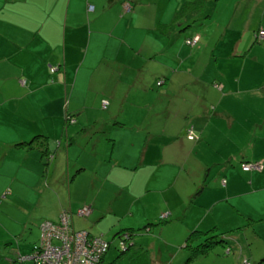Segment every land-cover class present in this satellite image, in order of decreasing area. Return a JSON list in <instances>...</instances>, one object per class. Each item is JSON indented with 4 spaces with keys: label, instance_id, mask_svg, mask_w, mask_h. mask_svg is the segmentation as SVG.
<instances>
[{
    "label": "crops",
    "instance_id": "0c3cea01",
    "mask_svg": "<svg viewBox=\"0 0 264 264\" xmlns=\"http://www.w3.org/2000/svg\"><path fill=\"white\" fill-rule=\"evenodd\" d=\"M188 1L194 0H0V250L29 253L41 234L39 222L57 221L62 210L72 213L74 229L103 239L115 230L112 238L126 228L155 226L167 212L164 223L173 217L189 232L214 229L225 238L219 246L233 237L236 264H264V201L253 195L264 197V103H238L255 91L224 88L239 78L226 81L223 72L221 91L212 88L215 105L204 98L198 110L185 106L188 120L175 115L182 116L181 105L150 103L157 95L178 103L173 78L180 72L183 85L199 75L180 53L171 54L183 20L190 24L178 16ZM219 1L205 0L218 14L204 8L193 21L213 13L212 26L240 34L220 52L229 55L215 58L244 66L258 41L255 32L264 31V0H234L221 15ZM77 62L85 65L83 74L92 68L91 77L74 71ZM51 64L53 76L46 67ZM160 77L168 85L155 89ZM86 81L94 98L87 94L82 103ZM262 93H255L261 101ZM172 113L178 123L172 124ZM68 116L87 127L79 137L70 134ZM189 126L198 133L195 141L185 134ZM191 157L198 168L190 167ZM250 160L262 167L238 164ZM215 172L221 179L207 178ZM112 192L127 198L111 200L105 194ZM82 205L92 208L86 218L75 214ZM151 232L134 236L128 264L136 251L151 254L150 264H162L161 240Z\"/></svg>",
    "mask_w": 264,
    "mask_h": 264
},
{
    "label": "rangeland",
    "instance_id": "374dc122",
    "mask_svg": "<svg viewBox=\"0 0 264 264\" xmlns=\"http://www.w3.org/2000/svg\"><path fill=\"white\" fill-rule=\"evenodd\" d=\"M212 1V0H211ZM234 0H220L218 4L219 15L220 11H222L224 8H227L228 6L233 5ZM201 9L204 10H210L214 11L210 3L205 2V0H201L200 4ZM203 10V11H204ZM218 14V12L214 11ZM173 14V13H172ZM212 16L213 13H211L210 17H206L200 15V18H198L195 21H190V24L187 23L184 19L183 22H185V26L182 30H179L176 32V34L172 38V43H175V46L172 47L171 54L173 57L176 56L177 52L178 54L182 55V58L187 59V67L188 65H195L196 70L198 71L199 75L195 76H188L187 82L183 85H181L183 79L179 77L180 72L177 73V75L172 80V91L176 92V101L178 103L174 102V96L172 98H169L167 96L163 95H157L156 97H151L152 100L150 103H154L156 99H161L165 103V107L168 106H174L181 105L182 109V116L180 113L176 112L175 115L177 117H181V120H188V115L185 113V106L186 109L190 110L191 108L198 110L203 105H205V102L202 99L209 100L210 106L215 105V102L213 100L217 99V92L215 93L212 88H214L216 91H221L222 85L218 83L217 81H222L219 78V75H221V72L226 76V81L229 79L238 77L239 78V84L237 85H228L224 84V88H230L232 86L238 87V88H250L255 91V93L259 94V91H263L262 93V101L259 100V96H257L254 92L250 91L244 93V96L241 98H238V103H241L243 105H251L254 103H264V41H262L264 38H259L256 43L254 42V46L250 50V56L248 57L246 64L244 66H241L238 62L234 61H228L227 59H216V56H224L229 55L228 53L220 54L221 51H227L231 49L229 47V44L231 43V40L237 38L238 33L228 31L226 28L221 27H215L212 26ZM225 16V14H224ZM215 17V16H214ZM189 24V26H187ZM260 30V29H259ZM257 30L255 32V35L257 36V33L259 32ZM198 35V40L193 45H188L186 43V39L193 37L194 35ZM229 48V49H228ZM249 54V53H248ZM219 60V62H218ZM82 62H77L74 67V71L77 73L79 69V75H85L86 78L91 77L92 74V68L86 73L83 74L85 71V65H81ZM50 66L56 67L55 65L51 64ZM47 72L51 68L49 65H46ZM242 67V68H241ZM241 68V69H240ZM52 73L51 76H53L54 71L50 72ZM236 74V76H235ZM201 75V76H200ZM158 75H156L157 78ZM159 81V84H154V88H161L163 86H167L168 84H164L163 77H160L159 79H156V81ZM235 80V79H234ZM50 82V81H49ZM162 82V83H160ZM51 83V82H50ZM157 86V87H156ZM220 87V88H219ZM94 89H98V87L92 86ZM88 81L84 84V99L82 97L79 98L80 102H84L86 100L87 94L89 97L87 98L89 101L94 98V92L91 91L88 92ZM181 90V91H180ZM69 95V92L67 93V96ZM150 98V99H151ZM105 99V98H104ZM197 99V100H196ZM102 100V99H101ZM101 103V101H100ZM232 104H237L236 99L232 101ZM107 107V106H106ZM144 110H148L146 107ZM168 110L166 111V114H168ZM154 114V113H152ZM162 114V113H160ZM172 113L169 118L174 120L178 123V119L176 116L173 117ZM192 114V113H191ZM75 118H77V112L75 113ZM145 117L149 118V114L145 113ZM154 117L157 116L156 114L153 115ZM75 118L72 116V119H74V122L76 121ZM69 122L72 124V127L70 129V134L73 138L79 137L83 131L87 130V127H82L81 125H78V123ZM194 125V129H195ZM89 129V128H88ZM148 127L143 128V131H146ZM180 129V128H179ZM198 133L196 132L195 139H197ZM257 139V138H256ZM195 141V140H193ZM255 141V140H254ZM257 150H260L259 146V139ZM254 143V142H253ZM142 144V143H141ZM142 147V145H140ZM246 151L248 153H254V149H252L249 146H246ZM256 152V151H255ZM168 152H165V155L167 156ZM202 155V154H201ZM193 156L196 157L195 153H193ZM194 157H191L189 159L190 167L192 168H198V163L195 160ZM252 162H259L256 160H250ZM173 164L179 166V163L177 161H174ZM171 164L165 165L162 164L161 168H175V166ZM239 166H241L240 162L238 163ZM159 165H154V167H158ZM212 168H209L211 171L213 168L216 167V165H211ZM220 172V170H217ZM210 173L208 174V179L217 177V173ZM217 178H220L219 176ZM221 179V178H220ZM105 195H108L111 197V200L114 196H122L123 199L127 198V194L122 192H119L117 194L112 193H106ZM258 201H261L263 203L264 197L262 193H255L253 194ZM116 200V198L114 197ZM153 224L157 223L158 221H152ZM146 224V223H145ZM139 226L140 230L136 233H145V229L143 226ZM152 234H155L157 238L161 241L158 242V248L161 253V259L160 261L162 264H236V255L237 250L239 248L238 242L234 241L233 237L227 236V243L224 244V246L216 245L207 256H200L193 258L189 263H186L185 260L187 258V251L183 247L184 239L188 235V227L187 225H184L181 221H176L175 218L170 217L168 221L164 224H157L155 226H151ZM138 230V229H137ZM193 230V229H191ZM116 232V230L114 231ZM114 232L110 236H106L105 239L110 242V249L106 252L104 255V264H128V257L127 253L123 254L119 258L118 255L120 254V250L117 249L118 246V238L113 237ZM241 243L244 242L243 239H238ZM38 239L34 242H37ZM227 249H230L227 252ZM14 259V255H12L10 252H4L3 250H0V264H15L12 260ZM146 261L148 264L151 263V254H147ZM30 264V263H27Z\"/></svg>",
    "mask_w": 264,
    "mask_h": 264
},
{
    "label": "built area",
    "instance_id": "2783aa9c",
    "mask_svg": "<svg viewBox=\"0 0 264 264\" xmlns=\"http://www.w3.org/2000/svg\"><path fill=\"white\" fill-rule=\"evenodd\" d=\"M87 9L92 11L93 6L89 4ZM255 37L258 40L264 38V31L260 29ZM198 38V35H195L190 39H186V43L193 45ZM53 71H55V68L51 67L50 72ZM21 83H24V81H21ZM107 104L106 99L101 100L102 108H106ZM71 122H74V119H71ZM190 137H192L191 134ZM241 167L243 170L260 169L262 163L260 161L242 162ZM91 210L90 205H82L75 211V214L78 217L86 218ZM71 216V212L62 210L57 221L42 220L39 223L41 234L38 241L34 243L29 253H17L16 261L21 264H100L101 259L110 247V242L101 236L92 235L86 230L74 229ZM165 216L163 214L161 218ZM122 236V238L127 239V234ZM122 238L119 244L121 250H125L126 246Z\"/></svg>",
    "mask_w": 264,
    "mask_h": 264
},
{
    "label": "trees",
    "instance_id": "16d2710c",
    "mask_svg": "<svg viewBox=\"0 0 264 264\" xmlns=\"http://www.w3.org/2000/svg\"><path fill=\"white\" fill-rule=\"evenodd\" d=\"M200 4H201V0H194V1L185 2L183 4L181 10L179 11L178 16H180V15L182 16V14H184L183 16L186 15V17L188 19H190V21H193L194 13H198L201 10ZM188 39H190V38H188ZM71 119H72V117L68 116L67 122H71ZM189 131H190V133H189ZM185 134L189 139L194 140L196 138L194 135L195 133L193 132L192 126H189L185 129ZM190 134L192 135V137H190ZM34 138H36V137H34ZM163 214H165L166 216L161 218V215H163ZM167 218H168L167 212L161 213L159 215V224L160 223L163 224L167 220ZM43 220H45V219H43ZM46 220H48V219H46ZM150 225L151 224L145 225L143 227L145 229L144 231H146V230L148 231L151 228ZM136 232H137V230L126 228V229H123V230L119 231L118 233H116L115 237L117 236V238H118L117 249L120 250V254L118 255L117 258H119L123 254L127 253L131 249V247H133L132 246V244H133L132 240H133L134 236L136 234H138ZM123 234H127V239L122 238ZM121 238H122V240L126 246L125 250H121V248H120L119 242H120ZM224 241H225V238L221 234L216 233L214 229H209L206 231H201L199 229L191 230L188 233V235L185 237L184 244H183V247L185 248V250L187 251V254H188L185 262L189 263V261H191L193 258L195 259L196 257L207 255L216 245H222L224 243ZM109 249H110V247H109ZM15 254L16 253H14V255ZM15 258H16V255L12 261L15 264H21V263H18ZM103 259H104V256L101 259V263H102ZM262 260H264V256L262 257V259L260 261H262ZM129 262H130V264H146V255L143 252L136 251L130 255Z\"/></svg>",
    "mask_w": 264,
    "mask_h": 264
}]
</instances>
